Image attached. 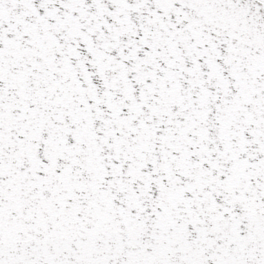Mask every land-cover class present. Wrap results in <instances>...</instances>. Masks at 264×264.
Here are the masks:
<instances>
[{
	"label": "snow or ice",
	"instance_id": "snow-or-ice-1",
	"mask_svg": "<svg viewBox=\"0 0 264 264\" xmlns=\"http://www.w3.org/2000/svg\"><path fill=\"white\" fill-rule=\"evenodd\" d=\"M0 264H264V0H0Z\"/></svg>",
	"mask_w": 264,
	"mask_h": 264
}]
</instances>
